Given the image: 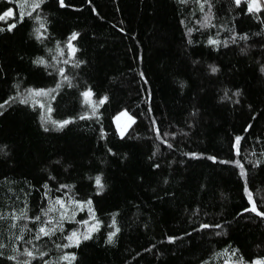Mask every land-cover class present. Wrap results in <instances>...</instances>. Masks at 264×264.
I'll return each instance as SVG.
<instances>
[{
    "label": "trees",
    "instance_id": "obj_1",
    "mask_svg": "<svg viewBox=\"0 0 264 264\" xmlns=\"http://www.w3.org/2000/svg\"><path fill=\"white\" fill-rule=\"evenodd\" d=\"M36 2L0 0V264L264 261V0Z\"/></svg>",
    "mask_w": 264,
    "mask_h": 264
},
{
    "label": "snow or ice",
    "instance_id": "obj_2",
    "mask_svg": "<svg viewBox=\"0 0 264 264\" xmlns=\"http://www.w3.org/2000/svg\"><path fill=\"white\" fill-rule=\"evenodd\" d=\"M235 2H236L237 5H239V4L241 3V0H235ZM41 3H43V0H38V2L34 3L33 6H32V7H33V10H35L36 8H39V6H40ZM59 3H60V5H61L62 7L65 6L64 0H59ZM248 10H249V11H253V10L259 11V10H260L259 0H251V3H249V5H248ZM27 15H31V12H28ZM12 16H13V12H12V10H8V11L4 12L2 15H0V21H3V20H5L6 18H9V17H12ZM23 16H24V13H21V14H20V17H19V19H20L21 21L23 20ZM208 22H209V17L206 16V17H205V24H207ZM15 26H16L15 23L9 25V30H11L12 28H14ZM41 27H43V24H41ZM37 33H38L37 38L40 39V38H41V34L39 33V29H37ZM77 35H78V34H75V33H74V34L70 37V41H72V40H76V39H77ZM242 38H246V37H242ZM210 43L216 44V43H218V41L213 40V41H210ZM68 47L71 48L73 52H75V48L73 47V45L71 44V42H69ZM61 54H63V50H62V49H61ZM66 62H67V61H66ZM37 63H44V61H43V60H38ZM213 71H216V69L213 68ZM47 94H48V93H44V92H36V93H35V95H47ZM84 95H85L86 97H88V96L91 95V93H90V92H86V93H84ZM13 99H15V98H13ZM22 102H26V101H22ZM102 102H103V101H101V103H102ZM6 103H7V102H6ZM2 107H4V105H3V104H0V108H2ZM49 110H50V109H49ZM129 119L131 120L132 118L129 117ZM133 122H134V121H133ZM52 123H53V124H57L58 122L53 121ZM67 123H69V121H64V122H62V123H59L58 126L62 128V127H64V125L67 124ZM240 139H241V137H237V138H236V143H237V145L239 144ZM240 167L242 168L243 166L240 165ZM242 174H243V172H242ZM96 183H97V185H98L101 189L103 188V185L101 184L100 177H97V178H96ZM65 187H67V186H65ZM249 199H250V200L252 199V194H251V193H249ZM55 203H56V204H59L61 207L64 206V201H62V200H57V201H55ZM88 204L90 205V204H91V201H88ZM55 210H56L55 208H50L48 211H55ZM251 211H257V209H256V205H255V202H253V207H252ZM257 214H258V215H261V216H264V213H261V212H258ZM23 215H26V213H24ZM45 215H47V213H45ZM13 218H14V219H20L21 217H13ZM35 219L38 221V220H40V217H35ZM14 226H15V225H13V227H14ZM91 230H92V229H90L89 231H91ZM55 231H56L55 228H50V229H48V228H46V227H41V228L39 229V233H40V234H43L44 236H49V235L53 234ZM117 231H118V229H117ZM114 235H115V233H112V234L109 236V241H111L112 236H114ZM36 238H37V239L40 238L39 234L37 235ZM83 238H84V239H89L90 236L86 234V235H84ZM21 239H22V237H21ZM68 239H69L70 241H72V240L75 239V240H76V243H77V244L79 243V239H78V236H77V233H76V232H73L72 235H71L70 237H68ZM68 246H69V245H64V247H68ZM0 247H3V245H0ZM25 254H26L27 256H29V257H31V256L33 255L31 251H26ZM45 254H46V253H42L41 255H45ZM10 259H15V257H10ZM62 259L68 260L69 257H68V256H64ZM72 259H74V257H72ZM25 264H30V262L26 261ZM241 264H243V261H242V260H241ZM255 264H264V261H256Z\"/></svg>",
    "mask_w": 264,
    "mask_h": 264
},
{
    "label": "rangeland",
    "instance_id": "obj_3",
    "mask_svg": "<svg viewBox=\"0 0 264 264\" xmlns=\"http://www.w3.org/2000/svg\"><path fill=\"white\" fill-rule=\"evenodd\" d=\"M129 117H131L132 119L130 120ZM133 121V117L129 115L126 111H123L116 115L114 118V124L116 126L118 134L120 136L125 135L133 124Z\"/></svg>",
    "mask_w": 264,
    "mask_h": 264
}]
</instances>
